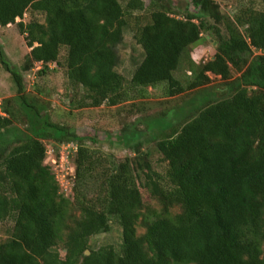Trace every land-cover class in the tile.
Here are the masks:
<instances>
[{"label": "trees", "instance_id": "trees-1", "mask_svg": "<svg viewBox=\"0 0 264 264\" xmlns=\"http://www.w3.org/2000/svg\"><path fill=\"white\" fill-rule=\"evenodd\" d=\"M192 3L199 11L178 17L155 9L136 25L144 56L128 81L117 71L124 19L145 10L144 0H0V28L16 23L31 48L18 67L0 42V64L16 86L0 116V221L14 222L0 241V264H264V10L248 9L242 32L212 0ZM203 30L216 37V53L192 67L188 88L208 85L209 73L224 84L197 97L178 128L167 118L148 124L159 131L151 138L168 163L165 176L138 154L107 166L85 143L95 138L51 120L26 91L25 71L35 62L43 65L38 74L61 64L65 47L67 79L86 105L116 106L162 83L167 96L181 94L174 71ZM140 135L119 139L138 152ZM52 140L78 144L72 198L45 163ZM140 182L159 209L146 206ZM111 216L122 227L121 251L91 248ZM59 242L64 255L54 250Z\"/></svg>", "mask_w": 264, "mask_h": 264}, {"label": "rangeland", "instance_id": "rangeland-1", "mask_svg": "<svg viewBox=\"0 0 264 264\" xmlns=\"http://www.w3.org/2000/svg\"><path fill=\"white\" fill-rule=\"evenodd\" d=\"M123 4L127 0H121ZM218 6L219 12L234 20L245 32L246 26L242 24L248 9L264 10V0H212ZM145 10L133 12L124 19L122 42L119 45L121 62L117 71L123 74L129 81L135 68L144 56L143 49L134 38V29L138 24H145L149 21L150 13L155 9H164L171 14L181 17L186 9L199 11L195 8L192 0H144ZM27 19V15L25 18ZM17 18V22L20 21ZM0 42L7 55L18 67L23 66L26 55L30 49L25 41V35L19 31L16 23L0 28ZM67 50L62 48L60 53L61 64L50 63L45 73L38 74L43 68L42 63L35 62L32 67L25 71L27 80L26 91L32 96H37L47 107L51 120L69 126L81 136L93 137L92 142L85 139L86 145L93 149L96 155L109 162L121 161L126 157L132 159L138 154L139 160H146L151 163L153 170L160 176H165L168 163L159 152L156 143L151 136L159 133L158 128L150 130L148 124L154 123L162 118L174 122L175 127L186 119L188 109L195 99L206 91L212 94L221 88L224 82L219 76L209 75L211 81L205 87L189 89L188 86L195 76V70L201 64L216 53V37L209 31L203 30L200 42L193 44L183 55L178 69L174 76L178 78L186 90L178 95L167 96L165 84H159L155 88L149 87L146 91L132 92L131 99L116 106L102 104L98 107L86 105L83 102V91L76 89L69 83L65 66ZM194 69H193V68ZM235 75H237L235 73ZM0 95L5 98L16 95V86L11 75L0 64ZM217 97L220 96L218 93ZM191 115V114H190ZM189 116V115H188ZM165 132L169 133L170 129ZM132 133H141L139 138L144 142L138 152L130 144H126L119 138ZM161 136V135H159ZM57 141H46V145H53ZM143 173V170H142ZM143 179L144 175L141 176ZM140 185L142 186V183ZM141 193L146 206L159 209V204L150 192L141 187ZM179 211L176 207L174 212ZM14 222L11 219L0 221V241L6 240L12 231ZM145 228L140 224L138 233L141 234ZM113 245L118 252L122 249V227L117 216L110 217V229L107 232L96 234L90 238L91 248L97 249L103 245ZM63 242L54 247L64 255Z\"/></svg>", "mask_w": 264, "mask_h": 264}, {"label": "built area", "instance_id": "built-area-1", "mask_svg": "<svg viewBox=\"0 0 264 264\" xmlns=\"http://www.w3.org/2000/svg\"><path fill=\"white\" fill-rule=\"evenodd\" d=\"M4 97L0 95V116H4ZM78 150L76 142L62 143L59 145H46L45 163L51 168L55 180L60 188V192L66 198L74 195L76 178V166L74 159Z\"/></svg>", "mask_w": 264, "mask_h": 264}, {"label": "crops", "instance_id": "crops-1", "mask_svg": "<svg viewBox=\"0 0 264 264\" xmlns=\"http://www.w3.org/2000/svg\"><path fill=\"white\" fill-rule=\"evenodd\" d=\"M209 75L211 76V75H213L212 73H209Z\"/></svg>", "mask_w": 264, "mask_h": 264}, {"label": "water", "instance_id": "water-1", "mask_svg": "<svg viewBox=\"0 0 264 264\" xmlns=\"http://www.w3.org/2000/svg\"><path fill=\"white\" fill-rule=\"evenodd\" d=\"M87 253H89V251L87 250Z\"/></svg>", "mask_w": 264, "mask_h": 264}]
</instances>
